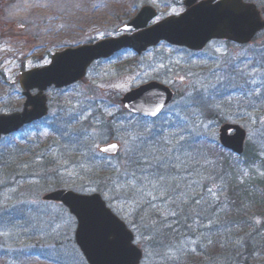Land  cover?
Wrapping results in <instances>:
<instances>
[{"label":"rangeland","instance_id":"374dc122","mask_svg":"<svg viewBox=\"0 0 264 264\" xmlns=\"http://www.w3.org/2000/svg\"><path fill=\"white\" fill-rule=\"evenodd\" d=\"M184 1L0 0V116L23 110L21 73L49 66L52 56L65 50L118 37L143 6L158 12L156 23L182 13ZM258 3L264 6V0ZM263 45L264 33L243 48L215 42L200 53L167 44L142 56L124 51L95 63L83 82L48 90V118L0 142V214L7 215L0 222V249L50 252L58 261L63 256L72 264H87L74 240L76 219L62 205L42 199L65 189L100 194L134 233L144 252L142 264H198L204 257L197 254L198 239L167 245L157 234L172 227L179 201L210 210L226 193L213 180L217 151L212 145L221 125L210 119L217 110L202 114L190 99L197 91L219 95L220 116L246 130V143L263 145L259 105L250 104L251 93L242 89L244 77L252 78V87L264 82L256 55ZM150 82L171 87L175 100L158 119L138 120L120 101ZM113 142L120 145V155L99 153ZM20 214L30 217L27 225L13 220ZM210 226L198 225V235L207 236Z\"/></svg>","mask_w":264,"mask_h":264},{"label":"water","instance_id":"95a60500","mask_svg":"<svg viewBox=\"0 0 264 264\" xmlns=\"http://www.w3.org/2000/svg\"><path fill=\"white\" fill-rule=\"evenodd\" d=\"M198 1L186 0L182 15L151 27L157 12L143 7L120 28L121 36L65 50L55 54L49 66L21 73L18 82L26 102L22 112L0 116V141L48 116L49 89L62 90L82 82L94 63L109 60L124 50L141 56L166 42L200 52L213 40L248 45L264 31V20L253 4L243 0ZM33 91L37 95L33 96ZM174 97L170 87L150 82L124 95L121 104L131 115L154 120L173 103ZM246 138V131L238 125L225 124L219 129L221 147L236 156L244 154ZM105 148L109 151H103ZM120 151L116 142L99 148L100 154L110 158H116ZM43 201L62 205L76 219L74 239L87 264H141L144 254L136 246L133 232L108 208L101 195L61 189L47 193Z\"/></svg>","mask_w":264,"mask_h":264},{"label":"trees","instance_id":"16d2710c","mask_svg":"<svg viewBox=\"0 0 264 264\" xmlns=\"http://www.w3.org/2000/svg\"><path fill=\"white\" fill-rule=\"evenodd\" d=\"M256 55H258L260 69H264V45L256 52ZM251 79L247 77L242 79V89L247 93L245 95L251 93L252 96H248L250 98L248 101L250 104L253 101L259 105L258 112L262 114L264 120V79L263 84L257 87L251 86L250 82H254ZM232 85L239 87L233 82ZM190 100L193 107L202 114L214 108L212 111H217L210 120H217L219 125L227 124L220 116L223 105H218L222 102L219 95H214L211 91L210 93L197 91ZM257 117L259 118L258 115ZM50 130L55 134L60 133L56 126H50ZM262 132L264 134V128ZM262 138L264 142V135ZM199 143L197 142L195 151L193 145L191 146L193 153L199 150ZM212 146L217 151V157L215 155L212 157L216 174L213 180L221 184L219 190L226 192L223 194L225 197L221 196L218 204H212L210 210L202 207V204L195 205L193 201H179L176 204L179 206L174 207V217L170 219L173 222L172 227L161 229L159 233L158 231L156 233L167 245L171 241L174 242L170 245L179 243L188 237L198 239L197 254H204L198 264L211 262L213 264H264V143L263 145L261 142L246 143L245 152L241 157H235L225 151L218 142ZM143 166L146 167L144 164ZM156 169L160 168L155 167L154 170ZM210 186L213 187L212 184ZM210 186L203 187L206 190ZM5 214H0L2 224L5 223L4 219L7 216ZM13 220L23 226L27 225L30 217L20 214ZM208 224L211 225L207 231L209 234L204 238L200 237L197 233L198 225ZM148 230L153 231L152 227ZM37 257H39L38 260L35 259ZM51 257L50 252L8 253L0 249V264H72L63 256L59 257V261Z\"/></svg>","mask_w":264,"mask_h":264},{"label":"flooded vegetation","instance_id":"af4514ba","mask_svg":"<svg viewBox=\"0 0 264 264\" xmlns=\"http://www.w3.org/2000/svg\"><path fill=\"white\" fill-rule=\"evenodd\" d=\"M203 1H206V0H199V2H203ZM219 1V0H218ZM262 0H243V3L245 2V3H248V4H254L256 7H257V9L261 12V15H262V17L264 18V6H260L259 4L260 3H258V2H261ZM185 2V1H184ZM184 2H183V4H182V6H183V8H184V10H183V12L186 10L185 9V6H184ZM198 2V3H199ZM182 12V13H183ZM182 13H180L179 15H181ZM178 15V16H179ZM215 42H223V43H226L227 45H230V46H235V45H233V44H231V43H228L227 41H213L212 43H215ZM211 43V44H212ZM236 47H238V46H236ZM239 48H242V47H239Z\"/></svg>","mask_w":264,"mask_h":264},{"label":"snow or ice","instance_id":"6c2138e0","mask_svg":"<svg viewBox=\"0 0 264 264\" xmlns=\"http://www.w3.org/2000/svg\"><path fill=\"white\" fill-rule=\"evenodd\" d=\"M152 114L155 115V112H153ZM180 139H183V137L181 136ZM110 148L114 149V148H116V145H111ZM103 151L107 152V151H109V148H105V149H103Z\"/></svg>","mask_w":264,"mask_h":264}]
</instances>
